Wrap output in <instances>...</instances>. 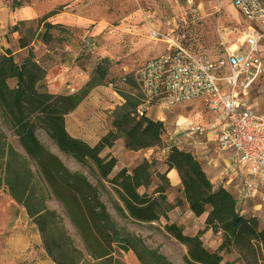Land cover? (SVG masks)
<instances>
[{"label": "rangeland", "instance_id": "rangeland-1", "mask_svg": "<svg viewBox=\"0 0 264 264\" xmlns=\"http://www.w3.org/2000/svg\"><path fill=\"white\" fill-rule=\"evenodd\" d=\"M28 6L33 7L40 14L39 17L28 20L21 17L30 10ZM55 9H59L58 13L63 16L60 22L63 25L46 31L45 24L53 22L50 18L44 20L45 15ZM194 9H197L196 18L191 13ZM249 27V22L232 0H0V52L11 48L15 60L20 63L28 55V48L20 46L21 40L25 39L33 49L36 61L47 71L45 80L49 90L50 86L54 90L66 82L59 75L65 70L70 75L69 81L71 78L77 79V86H82L80 82L86 83L82 86L85 90L82 98L96 102L93 104L101 114L108 113V105L116 104L113 113L120 115L125 94L142 96L137 80L139 70L146 61L167 50V39L183 43L195 53L217 58L227 48H244ZM153 30L159 32L158 40L152 38ZM104 58L110 60L105 80L94 73ZM10 84L13 86L14 81ZM58 94L55 95L57 101L70 104L68 96L66 98ZM253 98L257 108L264 112V79L253 93ZM151 116L164 122L162 137L164 145L168 146L176 140V122L207 125L215 114H210L202 102L195 100L170 109L152 108ZM70 127L76 129L75 125ZM0 129L5 132L14 149L25 155L18 138L4 123L1 113ZM36 134L42 144L71 171L84 174L98 188L101 200L119 227L142 239L149 249L163 255L171 264H188L187 247L166 231L167 223L178 224L184 233L190 235L203 231L202 240L210 251L221 245V231H204L206 213L196 216L187 204L176 205L177 199L182 197L178 187L171 186L167 191V202L171 204L167 218L161 216L153 222L134 221L118 209L121 203L116 193L110 183L101 180L94 166L81 163L61 151L42 129H38ZM83 134L93 136L91 131ZM202 147L211 163L221 170L224 153L216 143L207 142ZM189 150L199 158L198 151ZM111 153L117 158V166L110 178L116 176L123 167L132 169L144 158H155L154 183L148 191L152 192L159 183H166L158 175V172L164 173L166 169V151L163 147L132 151L125 147L121 139ZM200 160L207 163L201 156ZM30 162L36 175L34 190L44 194L46 206L57 214L55 220L46 221L48 242L52 244L56 240L53 244L61 246L56 256L60 260L66 259L67 247L72 243L94 264L62 203L50 192L36 163ZM144 191L142 188L141 192ZM231 191L238 200L241 212L246 216H257L264 226V183L258 178L250 196H246L242 189ZM33 205L38 207L40 203L33 202ZM222 255L224 261L232 264H264V249L253 250L232 244L223 250ZM121 258L125 264H140L132 251L122 252ZM0 264H58L47 253L34 218L30 217L25 206L16 202L5 185L0 189Z\"/></svg>", "mask_w": 264, "mask_h": 264}, {"label": "trees", "instance_id": "trees-1", "mask_svg": "<svg viewBox=\"0 0 264 264\" xmlns=\"http://www.w3.org/2000/svg\"><path fill=\"white\" fill-rule=\"evenodd\" d=\"M60 9V8H59ZM59 9L50 11L44 20L56 15ZM46 31L62 27L61 23H46ZM47 39V38H46ZM47 40H50L49 38ZM21 48H28V55L20 63L15 60L11 48L0 52V113L3 121L18 138L25 153L14 149L4 131L0 129V189L7 186L16 202L26 207L30 217L42 233L47 253L58 264H92L74 247H67L68 257L60 260L56 251L59 244H50L47 236L48 219L55 220L57 214L48 209L44 194L34 188L35 173L31 160L38 166L50 192L62 203L71 223L79 233L94 264H125L122 252L132 251L140 264H171L157 251L149 249L142 239L119 227L101 200L99 190L80 172L71 171L37 137L42 129L64 153L77 161L94 166L101 180L110 183L117 195L118 209L128 218L138 222H153L161 216L167 218L171 204L167 202V191L173 186L168 172L176 169L180 180L182 197L176 205L187 204L196 216L207 214L205 230L221 231L223 241L214 251L208 250L202 240L203 231L190 235L184 233L176 223L165 224L166 231L179 243L187 247L188 264H232L224 261L222 252L232 244L264 249V226L257 216L244 215L238 200L226 187L216 186L207 175L200 160L188 148L177 144L163 143L165 124L162 120L146 116V109L137 112L141 96L125 94V104L121 107L120 118L113 121L109 130L94 145L73 137L66 125V111L55 102L45 80L47 71L35 59L29 42L22 39ZM110 60L104 58L95 68V75L105 80ZM14 81V85L10 84ZM123 139L127 149L139 151L163 147L166 151L164 173L158 175L166 182L154 183L155 158H144L132 169L122 168L110 178L117 165L112 154L103 155L106 148H112ZM144 188L145 191L141 192ZM33 202H39L36 207Z\"/></svg>", "mask_w": 264, "mask_h": 264}, {"label": "built area", "instance_id": "built-area-1", "mask_svg": "<svg viewBox=\"0 0 264 264\" xmlns=\"http://www.w3.org/2000/svg\"><path fill=\"white\" fill-rule=\"evenodd\" d=\"M233 4L249 22L244 48H227L211 58L167 39V50L139 70L142 103L137 112L202 102L216 117L207 125L176 122L173 143L189 148L182 139L192 142L215 133L219 148L231 151L232 171L242 178L241 189L250 196L258 178L264 183V112L253 98L264 79V0H233ZM151 36L158 40L159 32L153 30Z\"/></svg>", "mask_w": 264, "mask_h": 264}, {"label": "crops", "instance_id": "crops-1", "mask_svg": "<svg viewBox=\"0 0 264 264\" xmlns=\"http://www.w3.org/2000/svg\"><path fill=\"white\" fill-rule=\"evenodd\" d=\"M233 3V0H232ZM30 10L27 14L21 15V17L25 19H35L39 17V13L31 6H28ZM192 11H195L197 13V9H194ZM191 11V12H192ZM53 23H60L63 20V16L59 13L56 15L50 17ZM64 67V66H62ZM65 69V68H64ZM61 79H64L66 82H62L61 87L55 88L54 90H50L51 93L54 95H59L58 93H61L60 95H63V97L67 96L71 99L70 104H64L61 100L60 101H54L59 107L64 109L66 111V125L69 133L76 138H80L85 140L91 145L96 144L102 136H104L109 130L113 129V121L115 119L120 118L119 113H113L115 112L114 105L116 104H110L108 105L107 109L108 113H102L96 111V106L93 103H96L94 101L84 100L82 96L85 95V90L82 88L83 85L86 83H81L82 86H77L76 80L74 78H71L72 80L69 81L70 75L69 73L62 71ZM59 80V79H58ZM88 86V85H87ZM146 116H151V110L152 109H146ZM210 114H213L209 112ZM216 117V116H215ZM214 117V118H215ZM153 118V117H152ZM213 118V119H214ZM70 125H75L76 129L71 128ZM80 131V132H79ZM88 131L93 132V136H84V133H87ZM92 141H88V140ZM121 140V139H120ZM116 142V144L112 148H106L103 153H111L115 147L119 145V141ZM184 144L189 147V149H195L198 151V154L207 160V163H203L199 160L203 165L204 170L206 171L207 175L210 177L211 181L216 185H222L226 187L228 190H237L241 189L243 187V180L242 178L236 174L233 173L232 169L234 168V162L232 160V153L229 150L220 149L217 140L215 137V133L208 132L205 135L197 136L192 140V142H187V140L182 139ZM215 142L219 150H221L224 153L223 156V166L221 170H218L214 164L211 163L210 157L207 156L206 152L203 150L202 144H206L207 142ZM112 154V153H111ZM117 166V165H116ZM124 168V167H123ZM168 177L174 187L180 188L181 186V180L179 177V174L176 169H172L168 172Z\"/></svg>", "mask_w": 264, "mask_h": 264}]
</instances>
